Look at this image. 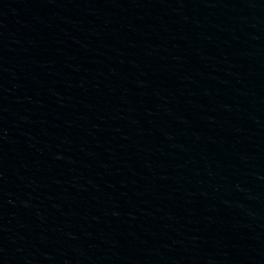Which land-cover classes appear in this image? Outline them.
Wrapping results in <instances>:
<instances>
[{
  "label": "water",
  "instance_id": "1",
  "mask_svg": "<svg viewBox=\"0 0 264 264\" xmlns=\"http://www.w3.org/2000/svg\"><path fill=\"white\" fill-rule=\"evenodd\" d=\"M0 264H264V0H0Z\"/></svg>",
  "mask_w": 264,
  "mask_h": 264
}]
</instances>
